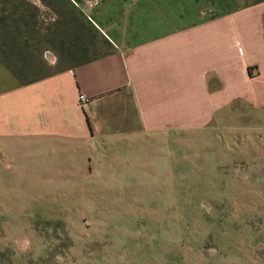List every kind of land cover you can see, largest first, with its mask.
Segmentation results:
<instances>
[{
	"label": "crops",
	"instance_id": "crops-1",
	"mask_svg": "<svg viewBox=\"0 0 264 264\" xmlns=\"http://www.w3.org/2000/svg\"><path fill=\"white\" fill-rule=\"evenodd\" d=\"M233 120L244 159L264 141V0H0L1 157L53 146L81 179L142 139ZM263 237L244 264H264Z\"/></svg>",
	"mask_w": 264,
	"mask_h": 264
},
{
	"label": "rangeland",
	"instance_id": "rangeland-1",
	"mask_svg": "<svg viewBox=\"0 0 264 264\" xmlns=\"http://www.w3.org/2000/svg\"><path fill=\"white\" fill-rule=\"evenodd\" d=\"M239 122L142 139L118 151L122 169L99 162L81 179L78 153L8 150L0 264H244L264 233V141L241 159L229 136Z\"/></svg>",
	"mask_w": 264,
	"mask_h": 264
},
{
	"label": "built area",
	"instance_id": "built-area-1",
	"mask_svg": "<svg viewBox=\"0 0 264 264\" xmlns=\"http://www.w3.org/2000/svg\"><path fill=\"white\" fill-rule=\"evenodd\" d=\"M90 103H91V99L90 98H88L85 95H81L80 96V104H81V106H82V108L84 110L88 109V107L90 106Z\"/></svg>",
	"mask_w": 264,
	"mask_h": 264
},
{
	"label": "trees",
	"instance_id": "trees-1",
	"mask_svg": "<svg viewBox=\"0 0 264 264\" xmlns=\"http://www.w3.org/2000/svg\"><path fill=\"white\" fill-rule=\"evenodd\" d=\"M250 73H251V70H250Z\"/></svg>",
	"mask_w": 264,
	"mask_h": 264
}]
</instances>
